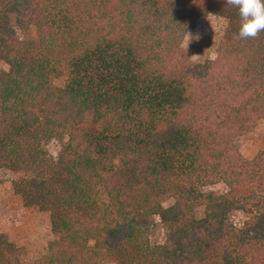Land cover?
<instances>
[{
    "label": "trees",
    "instance_id": "trees-1",
    "mask_svg": "<svg viewBox=\"0 0 264 264\" xmlns=\"http://www.w3.org/2000/svg\"><path fill=\"white\" fill-rule=\"evenodd\" d=\"M204 14L226 25L197 62ZM238 27L224 0H0V184L51 232L28 261L0 237V264H264V148L236 145L264 125V32Z\"/></svg>",
    "mask_w": 264,
    "mask_h": 264
},
{
    "label": "rangeland",
    "instance_id": "rangeland-1",
    "mask_svg": "<svg viewBox=\"0 0 264 264\" xmlns=\"http://www.w3.org/2000/svg\"><path fill=\"white\" fill-rule=\"evenodd\" d=\"M225 25V21L220 17L202 15L196 26L187 32L199 38L191 40L186 47L185 36L183 48L191 56L198 55L191 57L194 61L212 59ZM0 69H6V66L0 64ZM236 145L246 159H251L264 148V125L259 123L250 133L240 138ZM205 191L220 193L223 187L210 186ZM202 211L201 208L198 209L197 214L200 216ZM240 220L241 217L236 218V222ZM0 237H4L23 251L22 261L33 260L44 254L51 240L48 214L32 207H24L21 200L13 194L9 181L0 184Z\"/></svg>",
    "mask_w": 264,
    "mask_h": 264
},
{
    "label": "clouds",
    "instance_id": "clouds-1",
    "mask_svg": "<svg viewBox=\"0 0 264 264\" xmlns=\"http://www.w3.org/2000/svg\"><path fill=\"white\" fill-rule=\"evenodd\" d=\"M224 3L237 10L239 21L237 39H256L261 32H264V0H224ZM198 38L187 33L186 47L191 40Z\"/></svg>",
    "mask_w": 264,
    "mask_h": 264
}]
</instances>
